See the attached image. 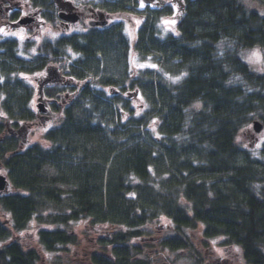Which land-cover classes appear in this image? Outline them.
Returning a JSON list of instances; mask_svg holds the SVG:
<instances>
[{
	"label": "trees",
	"instance_id": "obj_1",
	"mask_svg": "<svg viewBox=\"0 0 264 264\" xmlns=\"http://www.w3.org/2000/svg\"><path fill=\"white\" fill-rule=\"evenodd\" d=\"M143 27L134 52L157 93L149 107L138 115L129 102L85 89L59 109L61 124L45 135L50 146L1 156L16 193L3 200L11 219L0 221V264L41 263L37 247L12 238L34 222L45 252L77 245L72 227L86 222L105 232L88 253L91 264H150L134 241L146 242L147 225L162 218L174 231L159 240L164 249H187V232L199 231L203 240L240 246L246 264H264V142L255 154L237 141L255 120L264 131V72L242 57L264 48V0H185L174 32L156 38L148 22ZM117 37L96 34L84 55H111ZM16 52L0 60L7 71L16 64L15 76L0 74L1 110L15 125L35 119V88L19 73L39 63ZM47 165L63 178L47 176Z\"/></svg>",
	"mask_w": 264,
	"mask_h": 264
},
{
	"label": "flooded vegetation",
	"instance_id": "obj_2",
	"mask_svg": "<svg viewBox=\"0 0 264 264\" xmlns=\"http://www.w3.org/2000/svg\"><path fill=\"white\" fill-rule=\"evenodd\" d=\"M41 4L42 7H33V0H0V60L3 55L15 51L25 60H39L33 71H21L19 75L32 76L37 88L43 86V103L47 108L46 114L35 112L34 120L16 121L15 125L0 107V125H4L0 135V149L4 151V155L0 154V175L8 181L5 189L0 190V212L3 210L6 214L9 211L4 208L3 200L16 189L4 161L40 144L28 139L30 128L38 120L44 127L54 125L48 131L60 125L63 116L59 109L72 103L85 89L105 91L104 88L109 87L108 94L115 96L120 104L140 99L144 89H151L150 80L145 82L142 70L137 73L134 66V47L140 32L146 22L156 38L174 32L185 9V0H41ZM23 17L30 20L18 24ZM164 19L168 26L162 27ZM130 21H133L131 29ZM104 32L121 36L114 40L112 48L115 51L105 56L102 49L97 48L93 51L94 59L85 56L91 51L90 38ZM127 56L131 58L130 67ZM8 66L9 71L2 69L0 61V74L15 76V61H9ZM10 82L6 84L8 89H11ZM49 89L56 90L54 95L47 94ZM36 98L37 105L38 96ZM34 100L35 95L31 104ZM45 142L44 146L51 145L46 138ZM9 220L0 221L7 224Z\"/></svg>",
	"mask_w": 264,
	"mask_h": 264
},
{
	"label": "rangeland",
	"instance_id": "obj_3",
	"mask_svg": "<svg viewBox=\"0 0 264 264\" xmlns=\"http://www.w3.org/2000/svg\"><path fill=\"white\" fill-rule=\"evenodd\" d=\"M253 5V4H252ZM162 22V27L168 26L167 19ZM133 21L129 22L130 29L133 26ZM166 23V24H165ZM171 32V31H170ZM131 34V33H130ZM132 35V34H131ZM164 36V34H162ZM40 40V38H38ZM243 59L255 70L259 72H264V48L249 49L242 52ZM134 66L136 67V72L141 71L144 68V64L137 63L134 61ZM140 75V73H139ZM33 77H28L30 84L34 85V95L35 100L32 104V108L37 112V84L34 83ZM146 82V79H145ZM153 89V88H152ZM152 89H144L148 91V98L144 97L143 93L140 95V99H133L130 104L135 108L136 114L139 115L140 109H146L149 107L150 102L153 98L157 97V93ZM106 93L109 92V87L104 88ZM1 107V100H0ZM123 110V106H120ZM157 117L152 114L148 120L145 121L148 126H151L156 121ZM54 125H44L38 120L37 124L30 128L28 139L33 142L40 143L42 145H47L45 142V133L48 128ZM238 143L242 147L251 146L256 154L264 142V131L263 129L257 132L254 129L253 123L242 131L237 139ZM63 171H59L57 167L53 165H47L45 168V173L49 177H59L63 178L60 174ZM59 187H66L63 183H57ZM16 193V192H15ZM186 203V202H184ZM10 214H6L3 210L0 212V220H9ZM150 232L149 238L146 242L134 241V243L142 244L145 254L150 259V264H246L243 258V251L240 246H230L225 244V238L216 237L209 240L201 239V232H187V240L190 247L184 250L171 251L169 249H164L159 245V240L163 237H167L174 234L173 229L167 219L162 218L150 225H147ZM37 223H32L29 229L21 234H14L13 237L21 240L26 246L37 247L42 256L41 263L38 264H91L87 256L92 250L98 249L97 243L99 238L105 235V232H100V229H94L90 227L86 222H81L74 225L72 229L77 234L78 243L77 245L70 246L67 252L58 253H48L43 251L37 243ZM144 256V255H143Z\"/></svg>",
	"mask_w": 264,
	"mask_h": 264
},
{
	"label": "water",
	"instance_id": "obj_4",
	"mask_svg": "<svg viewBox=\"0 0 264 264\" xmlns=\"http://www.w3.org/2000/svg\"><path fill=\"white\" fill-rule=\"evenodd\" d=\"M29 17H25V18H22L20 20V23L24 24V23H27L29 21ZM43 87L40 86L39 88V92H40V98H39V103H38V109L40 112H46L47 111V108H45L44 106V103L42 102V94H43V91H42ZM254 129L259 132L263 129V124L262 122H260L259 120H255L254 123ZM8 185V181L6 179V177L4 175H0V190H3L5 189V187Z\"/></svg>",
	"mask_w": 264,
	"mask_h": 264
},
{
	"label": "snow or ice",
	"instance_id": "obj_5",
	"mask_svg": "<svg viewBox=\"0 0 264 264\" xmlns=\"http://www.w3.org/2000/svg\"><path fill=\"white\" fill-rule=\"evenodd\" d=\"M173 23H174V21H173Z\"/></svg>",
	"mask_w": 264,
	"mask_h": 264
}]
</instances>
